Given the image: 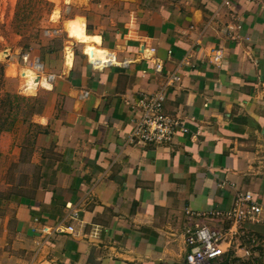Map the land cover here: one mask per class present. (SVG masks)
Listing matches in <instances>:
<instances>
[{"label": "crops", "instance_id": "crops-1", "mask_svg": "<svg viewBox=\"0 0 264 264\" xmlns=\"http://www.w3.org/2000/svg\"><path fill=\"white\" fill-rule=\"evenodd\" d=\"M237 3L233 17L224 0L116 1L118 19L92 31L102 66L79 45L72 65L64 51H24L51 87L0 135V264H189L188 230L225 228L238 193L262 206L245 224L261 244L213 264H264V9ZM158 92L191 133L131 143Z\"/></svg>", "mask_w": 264, "mask_h": 264}, {"label": "rangeland", "instance_id": "rangeland-1", "mask_svg": "<svg viewBox=\"0 0 264 264\" xmlns=\"http://www.w3.org/2000/svg\"><path fill=\"white\" fill-rule=\"evenodd\" d=\"M116 1L119 0H0V54L8 49L7 56H0V135L33 118L38 88L25 91L20 70L32 67L41 72L39 65H27L23 56L18 63L10 58L34 49L37 52L64 51L65 54L70 42L73 49L75 45L81 47L60 24L54 26L56 16L61 20L81 13L86 20V31L93 33L98 30L99 21L114 24L118 19L121 9H115ZM33 57L31 55L32 63L37 60ZM31 61L28 59V63Z\"/></svg>", "mask_w": 264, "mask_h": 264}, {"label": "built area", "instance_id": "built-area-1", "mask_svg": "<svg viewBox=\"0 0 264 264\" xmlns=\"http://www.w3.org/2000/svg\"><path fill=\"white\" fill-rule=\"evenodd\" d=\"M245 2L257 5L264 9V0H224V6L232 12V16L239 14L238 3ZM241 25H237L239 28ZM234 31L232 25L229 26ZM221 50L213 57V61H221ZM24 60L29 59V54H23ZM40 64L39 70L43 72L42 64L39 60L34 62ZM125 65L128 61L124 62ZM49 78H53L49 75ZM173 80L179 77L173 75ZM88 91H83L82 95L87 96ZM165 96L162 92L153 95L148 101H144L143 113L135 124L129 136V141L136 145L153 144L159 145L173 141L181 134L191 133L188 121H182L180 117L172 116L164 112ZM216 213V212H215ZM262 206L252 193H238L235 195L232 206L221 214L227 222L223 229L209 226H202L194 230H188L185 236L188 253L186 259L189 264H213L223 258L228 251L235 256L251 259L257 247L261 244L260 237L246 229L247 222L260 221ZM76 212L73 216H76ZM220 214V213H216ZM53 229L44 226V233H51ZM74 231L73 226L65 229L57 227L56 232ZM241 252V253H240Z\"/></svg>", "mask_w": 264, "mask_h": 264}, {"label": "bare ground", "instance_id": "bare-ground-1", "mask_svg": "<svg viewBox=\"0 0 264 264\" xmlns=\"http://www.w3.org/2000/svg\"><path fill=\"white\" fill-rule=\"evenodd\" d=\"M58 8L59 7L57 6L56 9ZM56 18L57 20L55 21L56 23L54 24V26L60 24L61 27H63L67 31L73 41L75 40V42H80L82 53L87 56L88 60L91 63L102 66L104 63L109 61V51L102 47L101 37L98 34L88 33L86 31V20L81 13H76L72 17L61 18V20L59 19L58 15L56 16ZM4 55H8V49L4 50L0 54L1 57H3ZM64 57L68 64H72L74 58L73 43H67ZM20 72L22 81L24 82L22 88H24L25 91H35L37 90L38 86H42L43 88L51 87L47 77L43 73L32 67L22 68Z\"/></svg>", "mask_w": 264, "mask_h": 264}]
</instances>
